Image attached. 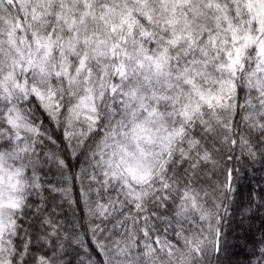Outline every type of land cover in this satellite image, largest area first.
<instances>
[{"label":"snow or ice","instance_id":"6c2138e0","mask_svg":"<svg viewBox=\"0 0 264 264\" xmlns=\"http://www.w3.org/2000/svg\"><path fill=\"white\" fill-rule=\"evenodd\" d=\"M0 264H264V0H0Z\"/></svg>","mask_w":264,"mask_h":264}]
</instances>
